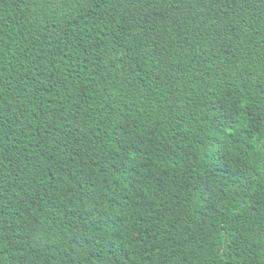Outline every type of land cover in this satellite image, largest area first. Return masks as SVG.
<instances>
[{"label": "trees", "instance_id": "16d2710c", "mask_svg": "<svg viewBox=\"0 0 264 264\" xmlns=\"http://www.w3.org/2000/svg\"><path fill=\"white\" fill-rule=\"evenodd\" d=\"M0 264H264V0H0Z\"/></svg>", "mask_w": 264, "mask_h": 264}]
</instances>
